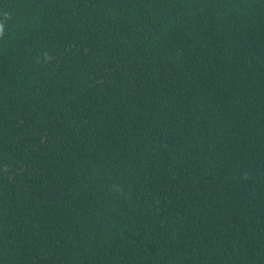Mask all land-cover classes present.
I'll return each instance as SVG.
<instances>
[{
	"label": "trees",
	"instance_id": "16d2710c",
	"mask_svg": "<svg viewBox=\"0 0 264 264\" xmlns=\"http://www.w3.org/2000/svg\"><path fill=\"white\" fill-rule=\"evenodd\" d=\"M0 26V264H264V0Z\"/></svg>",
	"mask_w": 264,
	"mask_h": 264
},
{
	"label": "clouds",
	"instance_id": "9594fccd",
	"mask_svg": "<svg viewBox=\"0 0 264 264\" xmlns=\"http://www.w3.org/2000/svg\"><path fill=\"white\" fill-rule=\"evenodd\" d=\"M2 31H3L2 26H0V34H2Z\"/></svg>",
	"mask_w": 264,
	"mask_h": 264
}]
</instances>
